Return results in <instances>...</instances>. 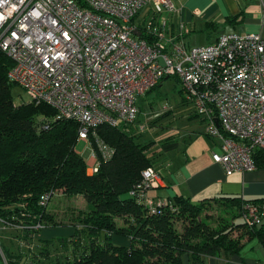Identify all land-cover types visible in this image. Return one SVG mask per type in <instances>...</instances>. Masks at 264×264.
I'll return each mask as SVG.
<instances>
[{"label":"built area","instance_id":"2783aa9c","mask_svg":"<svg viewBox=\"0 0 264 264\" xmlns=\"http://www.w3.org/2000/svg\"><path fill=\"white\" fill-rule=\"evenodd\" d=\"M177 11L172 0H0V47L13 60L10 78L31 102L55 111L44 130L60 120L79 122L89 174L115 152L96 127L133 124L138 98L171 75L219 143L214 162L228 175L257 168L255 152L264 151V36L225 32L188 48L184 24L178 35L169 33V16ZM141 175L129 194L157 213L168 201L149 192L163 178L153 166ZM242 212L245 223L256 226L264 199L245 202Z\"/></svg>","mask_w":264,"mask_h":264},{"label":"trees","instance_id":"16d2710c","mask_svg":"<svg viewBox=\"0 0 264 264\" xmlns=\"http://www.w3.org/2000/svg\"><path fill=\"white\" fill-rule=\"evenodd\" d=\"M138 36L145 38L144 33ZM12 65L0 47V218L18 227L26 240L48 228L68 230L53 239L37 237V264H204L206 256L240 253L247 236L264 245V218L249 227L242 217L244 203L260 199L192 201L176 195L161 211L150 213L129 193L143 169L154 165L148 152L151 144L125 130V124L96 127L115 152L110 160H101L97 173L88 174L87 162L76 150L79 122L60 120L44 130L55 111L45 103L15 102ZM183 91L182 87V95ZM254 156L257 165L264 164V151ZM59 190L86 201L71 222L58 219L55 211L47 210L48 204L41 203L45 195ZM216 201L225 210L208 211ZM39 222L44 227L34 228ZM21 256L5 253L9 264H20Z\"/></svg>","mask_w":264,"mask_h":264},{"label":"crops","instance_id":"0c3cea01","mask_svg":"<svg viewBox=\"0 0 264 264\" xmlns=\"http://www.w3.org/2000/svg\"><path fill=\"white\" fill-rule=\"evenodd\" d=\"M172 1L178 11L169 16V33L178 35L180 24H184L186 32L183 39L196 31L214 41L225 32L260 33L264 36V0ZM144 15L146 10L137 22H141ZM189 103L182 97L181 105L186 107L182 116L189 121L188 124L185 128L172 129V133L160 142L158 152L164 153V157L153 167L160 172L163 183L152 189L150 195L168 202L176 195L189 197L192 201L231 197L264 199V164H259L254 170L228 175L224 167L212 158L213 151H220V146L206 133L207 120L197 113L193 105L187 109ZM243 242L240 253L227 256L222 252L206 256L204 264H264L263 243L257 237L248 236Z\"/></svg>","mask_w":264,"mask_h":264},{"label":"rangeland","instance_id":"374dc122","mask_svg":"<svg viewBox=\"0 0 264 264\" xmlns=\"http://www.w3.org/2000/svg\"><path fill=\"white\" fill-rule=\"evenodd\" d=\"M184 40L188 48L195 45L214 42V40L209 39L206 34L201 33L200 31L188 34L185 36ZM181 89L182 84L177 80L175 75L165 79L158 89H153L147 95H143L138 98V105L140 108L137 116L138 120H136L133 124L124 126L125 130H129L138 135L140 137V141L151 144L148 152L154 165H157V163H159V161L164 157V153L158 152L160 151V142H162L163 138L170 135L172 133V129L176 127L183 128L189 122L183 119L182 116L183 109H186V107L181 105L183 97ZM12 93L17 104L30 102V97L27 95V92H25V90L20 86H14ZM191 105L195 107L192 103L187 106V109L191 108ZM76 143V150L85 158L87 162L88 157L86 152V143L83 141H77ZM220 203V201L213 202L208 211L218 212L219 208L225 210L222 205H219ZM85 206L86 201L81 195L70 196L65 194L62 190H59L48 202L47 210L55 211L58 219H63L64 222H71L73 219L72 217L78 213V210H84ZM22 233L23 232H21L18 227L11 224H5L0 221V251L3 254V261L6 259L5 253L8 256L15 253L18 256L22 255L19 258L20 264H37L35 260L38 249H36V247L39 242L37 237L43 235L44 238L53 239V237L66 235L68 230L65 228H48L41 232L40 235H28V237L32 240L23 239V237H21ZM115 241H118L119 243L122 242L120 239ZM56 250L58 251V249ZM57 251H54V253ZM59 254H61V252ZM33 259L34 261H32Z\"/></svg>","mask_w":264,"mask_h":264},{"label":"water","instance_id":"95a60500","mask_svg":"<svg viewBox=\"0 0 264 264\" xmlns=\"http://www.w3.org/2000/svg\"><path fill=\"white\" fill-rule=\"evenodd\" d=\"M137 34H140V32H137Z\"/></svg>","mask_w":264,"mask_h":264},{"label":"bare ground","instance_id":"6f19581e","mask_svg":"<svg viewBox=\"0 0 264 264\" xmlns=\"http://www.w3.org/2000/svg\"><path fill=\"white\" fill-rule=\"evenodd\" d=\"M3 264H5V262Z\"/></svg>","mask_w":264,"mask_h":264}]
</instances>
